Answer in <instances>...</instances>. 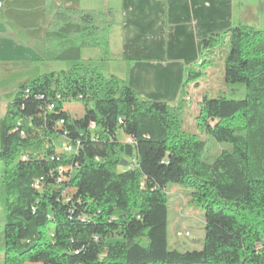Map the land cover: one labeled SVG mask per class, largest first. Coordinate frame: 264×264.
Instances as JSON below:
<instances>
[{"label": "trees", "instance_id": "16d2710c", "mask_svg": "<svg viewBox=\"0 0 264 264\" xmlns=\"http://www.w3.org/2000/svg\"><path fill=\"white\" fill-rule=\"evenodd\" d=\"M115 24L59 4L39 48L75 64L22 85L0 119L3 264H264V31L238 25L201 41L204 56L230 44L225 81L245 87L239 99L203 97L199 126L230 146L210 160L181 120L207 61L188 68L177 103L143 98L82 59L97 48L112 60ZM72 100L83 117L64 108ZM171 183L204 210L198 249L170 245Z\"/></svg>", "mask_w": 264, "mask_h": 264}, {"label": "crops", "instance_id": "0c3cea01", "mask_svg": "<svg viewBox=\"0 0 264 264\" xmlns=\"http://www.w3.org/2000/svg\"><path fill=\"white\" fill-rule=\"evenodd\" d=\"M0 1V77L2 72L26 65L25 61L11 62L17 57L7 55L8 51L21 49L28 59H43L39 47L50 19L62 4L71 9L103 11L112 17L116 24L110 34L112 60L107 62L118 63V67L109 76L127 80L143 98L170 104L179 101L188 68L203 56L201 41L206 35L238 25L264 31V0H46L42 16L33 14L36 7L22 8L24 0ZM21 14L28 15L20 19ZM40 22L44 23L41 30L37 27ZM96 55L82 59L92 60L101 68L97 62L103 60L97 48ZM13 100L0 104V119ZM196 244L198 241L172 243L185 249Z\"/></svg>", "mask_w": 264, "mask_h": 264}, {"label": "rangeland", "instance_id": "374dc122", "mask_svg": "<svg viewBox=\"0 0 264 264\" xmlns=\"http://www.w3.org/2000/svg\"><path fill=\"white\" fill-rule=\"evenodd\" d=\"M44 4H46V0H24V3H21V7H36V12L33 14L35 16H42L44 10L42 5ZM24 15L28 14H21L19 18L22 19L25 17ZM43 25L44 23L40 22L37 27H40L39 29L41 30ZM229 47L230 44L226 42L212 53H207L206 56L203 55L199 61L194 63V65L201 69L203 61H207V68L203 77L199 80L200 85L197 86L195 83L190 84V91L183 98L185 103L182 106L181 112L182 130L190 134L198 135L208 142L207 156L210 160H214L223 150L230 149V146L217 142L207 134L203 127L199 126L203 97L217 98L220 95H225L229 98L239 99L245 96L244 85L229 84L225 81V58L229 52ZM6 54L15 56V58L17 57L11 62L18 64L19 62L25 61L26 65L9 69V72H2L3 75L0 77V104L4 100H13L16 91L31 80L47 72L68 70L75 64L73 61L44 60V58H40L39 60L28 59V54L21 49L14 53L8 51ZM82 56L96 58V48L83 50ZM97 63L100 64V69L105 76H109L113 68L118 67L115 66L118 64L115 62L98 61ZM11 64L14 67L17 66L14 63ZM64 108L74 118L83 117L85 112L84 104L75 100L66 102ZM3 166V162L0 161V171ZM1 181L2 179H0V192L2 191ZM167 191L169 194V238L171 247H173L172 243L176 241H187V243L190 241H198L196 246L190 248H200L205 238V216L203 208L192 199L191 192L187 188L171 183L168 185ZM4 222L5 211L0 203V264H3ZM187 232L190 233V236L186 235ZM181 249L184 250L182 247Z\"/></svg>", "mask_w": 264, "mask_h": 264}, {"label": "built area", "instance_id": "2783aa9c", "mask_svg": "<svg viewBox=\"0 0 264 264\" xmlns=\"http://www.w3.org/2000/svg\"><path fill=\"white\" fill-rule=\"evenodd\" d=\"M2 6H3V3L0 1V7H2ZM53 107H54V106L51 105V108H53ZM60 123L62 124L63 122H60ZM127 141H128V142H131V139L128 138ZM62 145H67V152H72V151H73V146H72L71 144H69V143H67V142H63ZM186 235H187V236H190V233L187 232Z\"/></svg>", "mask_w": 264, "mask_h": 264}, {"label": "bare ground", "instance_id": "6f19581e", "mask_svg": "<svg viewBox=\"0 0 264 264\" xmlns=\"http://www.w3.org/2000/svg\"><path fill=\"white\" fill-rule=\"evenodd\" d=\"M163 76V75H162ZM164 77H165V75H164ZM65 146V148H66V150H67V145H64Z\"/></svg>", "mask_w": 264, "mask_h": 264}, {"label": "water", "instance_id": "95a60500", "mask_svg": "<svg viewBox=\"0 0 264 264\" xmlns=\"http://www.w3.org/2000/svg\"><path fill=\"white\" fill-rule=\"evenodd\" d=\"M123 163V162H122Z\"/></svg>", "mask_w": 264, "mask_h": 264}]
</instances>
